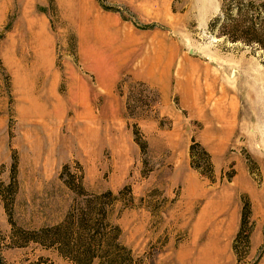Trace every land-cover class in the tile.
<instances>
[{
	"label": "rangeland",
	"instance_id": "1",
	"mask_svg": "<svg viewBox=\"0 0 264 264\" xmlns=\"http://www.w3.org/2000/svg\"><path fill=\"white\" fill-rule=\"evenodd\" d=\"M221 4L0 0V264H73L33 231L102 210L134 264H264V55Z\"/></svg>",
	"mask_w": 264,
	"mask_h": 264
},
{
	"label": "trees",
	"instance_id": "2",
	"mask_svg": "<svg viewBox=\"0 0 264 264\" xmlns=\"http://www.w3.org/2000/svg\"><path fill=\"white\" fill-rule=\"evenodd\" d=\"M208 27L218 36L240 41L264 55V0H222L220 13L211 19ZM193 152L194 145L190 147L191 158ZM202 154L211 169L208 153L203 150ZM100 213L96 223L86 212L69 215L62 222L33 231L31 240L45 248H54L73 264H92L94 260L98 264H134L130 249L119 240L120 229L106 222L105 210Z\"/></svg>",
	"mask_w": 264,
	"mask_h": 264
},
{
	"label": "crops",
	"instance_id": "3",
	"mask_svg": "<svg viewBox=\"0 0 264 264\" xmlns=\"http://www.w3.org/2000/svg\"><path fill=\"white\" fill-rule=\"evenodd\" d=\"M146 65L149 67L148 70L145 69V70L142 71V73H140V72L135 73V76H136V77H139V78L142 77V78L148 80V81L151 82V83H157V81H158V83H162V84L164 85L165 80H166V78L164 77L165 73H163V75L160 74V73H159V75H157V74L152 70V68H154V67L152 66L151 62L148 63V64H146ZM182 75H183V73H182V69H181V70L177 73V77H178V76H181V77H182ZM188 78L190 79V74L188 75ZM195 97H196V94H195V92H194V95L192 96V100H194ZM196 98H198V97H196ZM187 106H188V108L191 109V110L194 109V104H187Z\"/></svg>",
	"mask_w": 264,
	"mask_h": 264
},
{
	"label": "water",
	"instance_id": "4",
	"mask_svg": "<svg viewBox=\"0 0 264 264\" xmlns=\"http://www.w3.org/2000/svg\"><path fill=\"white\" fill-rule=\"evenodd\" d=\"M189 52H190V53H193L194 51H193V49H192V48H190V49H189Z\"/></svg>",
	"mask_w": 264,
	"mask_h": 264
}]
</instances>
